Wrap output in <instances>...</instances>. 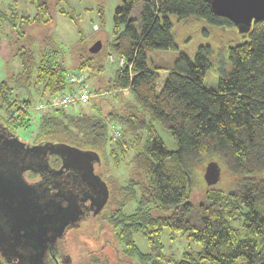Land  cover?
Wrapping results in <instances>:
<instances>
[{
	"label": "trees",
	"instance_id": "trees-1",
	"mask_svg": "<svg viewBox=\"0 0 264 264\" xmlns=\"http://www.w3.org/2000/svg\"><path fill=\"white\" fill-rule=\"evenodd\" d=\"M30 1L35 6L32 17L18 12L10 17L15 28L10 44L20 68L0 81V123L10 130L27 128L36 102L47 103L69 88L67 72L102 78L106 54L125 60L122 66L115 61L103 89L115 91L118 98L119 91H129L130 105L105 113L95 104L91 111L84 110L91 99L87 104L44 108L38 112L33 138L99 155L95 164L102 166L98 173L106 181L108 199L93 219L111 224L121 260L264 264V17L253 21L246 40L227 48L218 62L217 87L208 89L204 77L215 62L209 45H199L193 59L179 52L169 68L152 62L155 50L177 48L171 15L178 22L194 18L235 26L208 0H121L113 14L111 52L91 53L82 44L72 52L74 70L45 38L35 57L31 44L36 35L30 25L47 24L53 16L49 0ZM160 70L167 76L158 90ZM76 106L80 109L70 110ZM156 123L169 132L176 148H168ZM206 157H217L235 177L230 189L206 181L202 191L195 188V167ZM126 164L131 176L120 185L119 199V186L113 177L104 176H111L109 165L119 169ZM164 235L181 240L180 246H165ZM0 264L9 263L0 255Z\"/></svg>",
	"mask_w": 264,
	"mask_h": 264
},
{
	"label": "rangeland",
	"instance_id": "rangeland-1",
	"mask_svg": "<svg viewBox=\"0 0 264 264\" xmlns=\"http://www.w3.org/2000/svg\"><path fill=\"white\" fill-rule=\"evenodd\" d=\"M49 1L52 5L51 13L53 19L47 24L30 25V30L36 35L32 40L31 48L37 59L39 57V49H41L43 44L42 38H45L49 46L60 52L65 65L70 70H74L72 67V52L82 44L89 47L94 41L100 40L102 43L101 55L111 52L109 41L112 38L113 14L115 7L121 4V0ZM14 12L32 17L35 12V6L30 0H0V81L17 72L20 68L19 56L12 54L13 49L10 44L14 33L13 30L15 29L11 25L10 17H12L11 15ZM170 19L173 24L172 35L177 48L155 50L152 54L153 64L169 68L174 63L179 52H184L190 59H193L199 45H209L213 49L215 62L207 70L203 85L208 89H216L219 76V60L225 56L229 46L240 44L246 40L247 32H240L236 26H215L194 18L178 22L176 17L171 15ZM17 21L16 26L19 25ZM110 54L113 55L114 60L117 57L113 53L106 54L108 56L104 59L105 70L101 73L102 78H98L99 75L95 73L88 76L87 83L92 90L98 86L102 88L98 89L95 93L97 95L92 98L90 104L82 107L84 110L91 111L90 107L95 104L98 109L103 110V113H105L110 108L125 107L132 102V95L127 90L119 91L118 98L115 96L118 94L115 91L103 89L107 78L112 76L115 68V62H111L109 59ZM166 76V70H160L159 80L157 81L158 90L162 87ZM34 98L40 99L39 95H34ZM39 103L41 102L38 101L31 107V111L35 116H33L30 125L25 129L15 127V132L23 140L34 141V133L39 118L37 111H42V109H37ZM79 109L80 107L78 106L70 108L74 112ZM94 110L97 111L95 107ZM156 127L168 148H176V144L169 132L160 123H156ZM112 132H114V129ZM210 160H216L220 165V176L215 187L227 191L232 187L235 177L230 174L224 163L220 162L217 157L202 158L196 165L194 175L195 188L201 191L206 188L203 172ZM100 165L96 164L97 172L102 168V166L100 168ZM109 167L111 176L105 174L104 178L106 180L107 177H113L117 187L119 186L120 199V185L125 183V180L131 176L130 166L127 164L121 165L119 169H114L111 165ZM112 207L115 208V205ZM162 240L165 246L172 245L173 248L180 246L181 243V240L179 242L169 240L166 235L162 237ZM61 245L68 251L72 264H127L121 260L122 254L120 253L119 243L116 242L113 228L106 219L96 218L82 223L80 228L69 232L66 242ZM140 245L143 249H146L142 240Z\"/></svg>",
	"mask_w": 264,
	"mask_h": 264
},
{
	"label": "water",
	"instance_id": "water-1",
	"mask_svg": "<svg viewBox=\"0 0 264 264\" xmlns=\"http://www.w3.org/2000/svg\"><path fill=\"white\" fill-rule=\"evenodd\" d=\"M208 1L217 14L229 18L242 33L250 30L254 20L264 17V0ZM101 46V41L96 40L88 50L96 53ZM10 140L19 141L15 136ZM28 149L37 152L40 162L45 163L46 154H56L61 158L63 167L73 166L81 175L80 181L97 190L94 212L102 209L108 199V188L94 172V164L99 162V155L95 151L58 142H39L28 146ZM21 174L0 160V215L7 219L8 230L12 233V237H9L6 229L0 225V255L8 262L15 259L18 264H44L47 242L61 237L68 226H76L84 211L71 195L66 194L67 199L61 194H54L50 201L51 212L42 214L47 203L37 200L35 184L25 181ZM203 176L208 185L215 184L220 176L218 163L209 161ZM62 200H65V205ZM49 230L52 234L45 237Z\"/></svg>",
	"mask_w": 264,
	"mask_h": 264
},
{
	"label": "flooded vegetation",
	"instance_id": "flooded-vegetation-1",
	"mask_svg": "<svg viewBox=\"0 0 264 264\" xmlns=\"http://www.w3.org/2000/svg\"><path fill=\"white\" fill-rule=\"evenodd\" d=\"M14 136L19 141L10 140ZM39 142L44 143L49 141L23 140L15 131L10 130L6 125L0 123V160H4L8 168L16 169L17 172L22 173V178L25 181L35 184L34 188H36L37 200L47 203L42 214L51 212L50 201L54 198V194H61L64 198H67V195H71L78 205L82 207L84 212L78 224H75L76 226H68L63 235L54 242H47V249L45 251L44 264H72L68 251L61 244L66 242L67 235L71 230L74 231L80 228L82 223L90 221L97 216V213L94 212V203L98 196L97 190L81 182L79 178L81 175L73 166L63 167L61 158L56 154H46L45 163L38 161L39 156L37 152L35 150L31 151L28 149V146ZM94 172L99 175L96 171V164H94ZM100 178L104 181L101 176ZM62 204L65 205L66 203L63 202ZM63 215L67 216V213L63 212ZM0 225L3 226V229H6L8 236L12 237V233L8 230L7 219L3 216L1 217V215ZM20 232L22 234V230ZM51 234L52 231L49 230L46 232L45 237ZM29 249L32 248L30 247ZM4 260L6 261L5 258ZM6 262L9 264H18L15 259Z\"/></svg>",
	"mask_w": 264,
	"mask_h": 264
},
{
	"label": "built area",
	"instance_id": "built-area-1",
	"mask_svg": "<svg viewBox=\"0 0 264 264\" xmlns=\"http://www.w3.org/2000/svg\"><path fill=\"white\" fill-rule=\"evenodd\" d=\"M111 62H117L122 66L125 62L123 57H116L114 60L113 55H109ZM66 80L69 88L65 89L60 94L53 96L47 103H39L37 109L44 108H61L68 105L87 104L96 96V92L90 89L87 83V75L84 72L69 71L66 73ZM39 112V111H37ZM117 131H115V134Z\"/></svg>",
	"mask_w": 264,
	"mask_h": 264
},
{
	"label": "crops",
	"instance_id": "crops-1",
	"mask_svg": "<svg viewBox=\"0 0 264 264\" xmlns=\"http://www.w3.org/2000/svg\"><path fill=\"white\" fill-rule=\"evenodd\" d=\"M102 47V46H101Z\"/></svg>",
	"mask_w": 264,
	"mask_h": 264
}]
</instances>
